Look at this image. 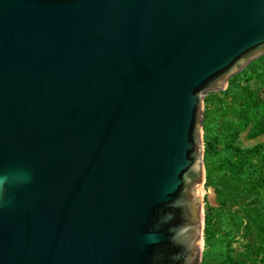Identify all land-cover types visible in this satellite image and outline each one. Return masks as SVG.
<instances>
[{
    "label": "water",
    "instance_id": "obj_1",
    "mask_svg": "<svg viewBox=\"0 0 264 264\" xmlns=\"http://www.w3.org/2000/svg\"><path fill=\"white\" fill-rule=\"evenodd\" d=\"M264 54V0H0V264H200L204 95Z\"/></svg>",
    "mask_w": 264,
    "mask_h": 264
},
{
    "label": "trees",
    "instance_id": "obj_2",
    "mask_svg": "<svg viewBox=\"0 0 264 264\" xmlns=\"http://www.w3.org/2000/svg\"><path fill=\"white\" fill-rule=\"evenodd\" d=\"M264 59V54L257 58ZM256 60V59H255ZM239 72L231 77L229 85L221 90L224 98L229 100V106H220L221 112L233 110L232 122L219 131V126L214 122L212 102L206 99L204 117V141L205 146V185H214L215 189L223 197L234 199L235 202L257 198L264 191V171L259 163L264 164V146L262 143L250 147H243L237 143V138L248 130L251 137L264 133V96L255 91L249 83V78ZM243 80L246 82L243 84ZM222 108H226L222 110ZM223 146L217 145L218 141ZM219 170V176L216 174ZM242 213L236 212L232 215L235 224L246 223L248 233L258 245L260 261L264 264V204L251 199L244 201ZM233 227L217 230L213 217L209 212L205 216L203 259L200 264H239L234 257L232 248V237L230 235ZM223 232V233H222ZM231 237V238H230ZM251 246V242L248 243Z\"/></svg>",
    "mask_w": 264,
    "mask_h": 264
},
{
    "label": "rangeland",
    "instance_id": "obj_3",
    "mask_svg": "<svg viewBox=\"0 0 264 264\" xmlns=\"http://www.w3.org/2000/svg\"><path fill=\"white\" fill-rule=\"evenodd\" d=\"M240 72H243L245 75L244 77L249 78V83L252 86V88L255 91H258L261 95L264 96V59L262 60H253L251 63H249L243 70ZM245 84L246 82L243 80L242 82ZM206 99H210L212 102L211 106H208L206 104ZM229 100L225 99L221 91H208L204 95V108L206 109V106L211 107L212 109H215L216 112H214V122L219 126V131L222 132L223 128H225L229 122H232L233 116V110L230 107L228 113L227 112H219L220 109H218L220 106H225L228 108ZM226 108H222V110H225ZM204 117H205V110H204ZM204 127V123H203ZM203 132V138H204ZM237 143L242 145L243 147H250L253 145H256L258 143H262L264 146V133L261 135H258L256 137H251L248 134V130L243 131L239 137L237 138ZM217 145L223 146V142L220 140L216 142ZM206 146V142L204 141V148ZM260 167L263 168L264 171V164L259 163ZM206 167V166H205ZM219 170L216 174L217 178L219 176ZM202 198H203V206H204V212L205 216L206 213L209 212L211 216L214 219L216 229L219 231L220 229L223 230L227 227H233L230 235L232 240V248L234 250V257L238 259L239 264H258L260 261V254L258 252V245L257 243H254V240L252 238V234L250 235L248 233V228L245 227L246 223H239L238 225L234 223V220H232V215L236 214V212L242 213L243 207H244V201H250L253 199V201L256 202H263L264 204V191L263 194L258 196L257 198H254V196H250L248 200H243L241 202H235L234 199H231L229 197H222L220 198V195H218L215 186L214 185H208L206 186L204 184L203 190H202ZM223 233V232H222ZM251 242V246H248V243ZM203 259V257H202ZM211 264L214 263V260L211 261Z\"/></svg>",
    "mask_w": 264,
    "mask_h": 264
},
{
    "label": "clouds",
    "instance_id": "obj_4",
    "mask_svg": "<svg viewBox=\"0 0 264 264\" xmlns=\"http://www.w3.org/2000/svg\"><path fill=\"white\" fill-rule=\"evenodd\" d=\"M19 179V177H15V176H0V190L3 189L4 185L6 182H10L12 180H17Z\"/></svg>",
    "mask_w": 264,
    "mask_h": 264
},
{
    "label": "bare ground",
    "instance_id": "obj_5",
    "mask_svg": "<svg viewBox=\"0 0 264 264\" xmlns=\"http://www.w3.org/2000/svg\"><path fill=\"white\" fill-rule=\"evenodd\" d=\"M203 192V191H202Z\"/></svg>",
    "mask_w": 264,
    "mask_h": 264
}]
</instances>
